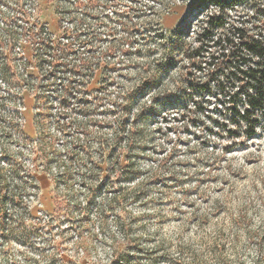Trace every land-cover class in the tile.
Returning <instances> with one entry per match:
<instances>
[{"label":"rangeland","instance_id":"rangeland-1","mask_svg":"<svg viewBox=\"0 0 264 264\" xmlns=\"http://www.w3.org/2000/svg\"><path fill=\"white\" fill-rule=\"evenodd\" d=\"M15 1L0 0V165L10 181L0 216L25 219L11 241L0 237V264H101L121 239L118 220L134 224L129 212L172 253L180 244L195 250L190 262L254 259L264 245V114L252 137L245 123L233 124L208 62L216 37L256 30L264 0H37V8L23 0L27 18L66 44L52 64L42 45L15 34ZM210 14L224 22L212 39ZM7 56L28 76L19 85ZM119 148L122 167H137L133 182L113 184L103 161ZM60 158L71 160L69 180ZM96 163L102 173L91 171ZM86 178L100 185L82 213ZM158 256L170 264L163 250Z\"/></svg>","mask_w":264,"mask_h":264},{"label":"trees","instance_id":"trees-1","mask_svg":"<svg viewBox=\"0 0 264 264\" xmlns=\"http://www.w3.org/2000/svg\"><path fill=\"white\" fill-rule=\"evenodd\" d=\"M22 1L23 0L15 1V6L12 7V11L10 12V14H12L10 19L16 27L15 34H21L25 41L31 42L34 45H42V47H40V52L43 50L42 54L45 57H48L49 59L52 58L51 64L55 63L53 62V59L54 61H57L58 54L62 51L61 48H64L66 44L55 43L38 22H32L29 19V16L32 14L24 10ZM73 1L76 5L80 4L79 0ZM220 1L221 0H201L200 4L198 3V6H206L209 3L215 5L221 3ZM32 4L37 8V0H33ZM81 5H83V3H81L80 6ZM32 9H35V7ZM27 16L29 18H27ZM218 20H220V18H218L216 14H210L208 16L207 23L210 26V29H205L204 33L210 37V39L215 36L212 30L213 28L224 27V22ZM216 39L217 42H215V45L218 46V49L216 50V54L211 56V61L208 62V65L212 67L209 70V75H217V79L219 83H221L220 87L224 89V93L228 99L227 101L230 104L229 109L232 111V123L239 127L245 123L247 132H249L248 137H252L255 134L254 131L259 123V114H264V19L256 26V30L237 28L235 30L227 31V33L216 37ZM24 59L27 58L24 57ZM15 61V58H12V56H7L5 58L6 65L12 68L9 72V78L11 79V81H9L11 83L14 82L15 84H21L28 76L25 77V74L17 69V65L13 64ZM45 61L50 63L48 60ZM62 65L64 66V63ZM10 123H14V120L13 122L10 121ZM120 133L121 129L119 127V130L114 135V142L115 140L116 142L119 141ZM116 142L114 143V146H117ZM119 149L120 150L116 156L107 155V152H104L103 161L108 164V169L111 170L110 173H112L114 178L113 184L117 183L122 177L121 181L132 180L133 182V179L138 174L137 167L130 173L127 172L122 167L124 148ZM70 161L71 160L68 158L58 159L60 164L59 168L61 169L59 175L68 180L71 179L70 176L72 175ZM93 168L94 169L91 171L94 172V174L103 172L101 163L94 164ZM85 183L88 189L86 196L87 206H82V213H87V210L96 198L97 188L100 185V183H96L93 178L90 180L87 179L86 182H84V185ZM113 184L111 183L112 187H114ZM143 184V180H138L132 188L134 202H137L142 198L141 190L143 189ZM9 186V176L7 175L4 166L0 165V213L1 211H5L4 214H7L6 211L8 209L5 208L4 201ZM14 186L12 193L13 199H15L14 197H17L18 191L20 190L18 184ZM14 201V205L19 203L17 199ZM129 213L134 224L124 226L120 223V220H118L121 239L115 241L107 260L101 261V264H160L161 261L158 254L162 250L165 253L166 261L170 264H203L204 255H199L198 258H193L191 262L189 261L190 258L186 260L187 257H190L193 254L195 256L197 255L195 254V250L191 252H183L182 247L186 246H181V244V247L179 246V249L173 252L177 254V258H173L172 250H170L172 248L171 242L165 243V240L157 239L155 235L147 230L146 226L139 221V216L135 213L133 214V212ZM1 217L4 219V222L0 223V237H3L6 243H8L11 241V235L14 233V229L20 227L25 219V215H19L17 218L14 217V219L9 215H3L0 216V218ZM137 228L140 229L138 230ZM114 238L115 237L111 238V240H114ZM215 245L217 246V242ZM187 248L190 250L191 246H187ZM214 250L215 249L212 250V248L211 250L208 249L210 252ZM182 254L186 255L184 259ZM227 264H264V245H262L261 248H256L254 259L248 261L244 256H240L239 258L230 260Z\"/></svg>","mask_w":264,"mask_h":264}]
</instances>
